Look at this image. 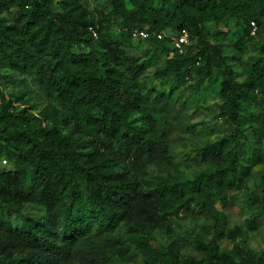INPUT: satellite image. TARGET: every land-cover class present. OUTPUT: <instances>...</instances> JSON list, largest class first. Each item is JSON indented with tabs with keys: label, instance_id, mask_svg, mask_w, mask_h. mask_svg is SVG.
<instances>
[{
	"label": "trees",
	"instance_id": "1",
	"mask_svg": "<svg viewBox=\"0 0 264 264\" xmlns=\"http://www.w3.org/2000/svg\"><path fill=\"white\" fill-rule=\"evenodd\" d=\"M149 1L129 0L128 7L126 0H112L109 13L95 21L79 0H59L58 6L54 0H0V15L17 9L13 22L0 16V65L35 77L64 110L60 117L47 110L35 115L0 91V162H5L0 166V264H109L134 250L147 264H162L167 257L171 264H199L193 257L179 260L173 245L163 253L152 234H171L181 211L207 209L215 197L238 189L247 161L257 156L239 128L237 112L251 90L223 68L226 59L209 40L205 12L258 22L264 0H163L165 22L152 16ZM111 17L120 19L117 41L106 33ZM146 23L153 29L139 27ZM165 28L170 37L159 39ZM142 29L149 34L146 41H165L175 52L176 72L189 73L203 60L222 75L221 115L232 129L199 149L209 167L192 179L153 186L142 179L139 163L163 157L169 135L167 99L141 93L143 68L123 49L130 46L132 32ZM183 31L188 44L179 54L172 38ZM95 40L102 57L93 48ZM260 55L264 59V45ZM261 109L256 121L264 128V105ZM47 120L78 134L42 127ZM25 205L43 213L25 214ZM12 214L20 226L12 225ZM227 235L233 241L239 231ZM221 236L203 246V264H264V253L255 258L220 251Z\"/></svg>",
	"mask_w": 264,
	"mask_h": 264
},
{
	"label": "rangeland",
	"instance_id": "2",
	"mask_svg": "<svg viewBox=\"0 0 264 264\" xmlns=\"http://www.w3.org/2000/svg\"><path fill=\"white\" fill-rule=\"evenodd\" d=\"M58 1L54 0L57 6ZM79 2L87 11L88 18L95 21L112 9V0ZM128 2L126 0L127 4ZM164 5L163 0H150L147 3L152 16L160 22L167 20L160 15ZM128 7L131 6L128 4ZM0 16L6 22H13L17 9L10 7ZM205 17L209 40L220 49L221 56L226 59L223 68L232 70L236 80L248 83L251 90L249 98L240 99L237 112L241 118L239 128L256 149L257 156L254 160L247 161L238 189L215 197L207 209L191 206L190 209L181 211L179 217L173 220L171 234L164 231L152 234L154 245L163 253H167L173 245L179 260L193 257L199 264L204 263L203 246L218 233H222L217 241L222 252L255 258L264 253V128L256 121L264 105V59L260 55V49L264 45V16L258 22L250 23L244 17H230L218 12L206 11ZM119 24L120 19L116 17H111L107 24L106 33L114 41L121 34ZM139 27L153 29L148 23ZM163 31V34L158 35L159 39L162 35L170 37L169 28ZM93 48L102 57L97 40ZM84 49L83 46L76 51L81 53ZM123 49L143 68L138 81L141 93L147 97L162 94L167 99L168 149L161 158L139 163L144 183L153 186L161 180L192 179L209 167L208 160L201 156L199 149L222 139L232 129L231 123L221 115L224 102L221 93L222 75L213 64L206 66L203 60L189 73L176 72L179 60L165 41L151 43L132 36L130 46ZM0 91L18 109L25 107L35 115L47 110L60 117L64 111L53 96L43 90L35 77L28 76L15 67L0 65ZM134 119L138 124L141 123L139 113L134 115ZM41 126H58L64 133L78 134L75 129L63 128L60 122L47 120ZM0 166H5V162L1 161ZM21 210L30 215L43 213L35 205H25ZM10 221L15 227L21 224V220L14 214ZM234 228L238 229L239 235L232 241L227 233ZM109 264L147 263L134 250L127 258ZM162 264H171L170 258H165Z\"/></svg>",
	"mask_w": 264,
	"mask_h": 264
},
{
	"label": "built area",
	"instance_id": "3",
	"mask_svg": "<svg viewBox=\"0 0 264 264\" xmlns=\"http://www.w3.org/2000/svg\"><path fill=\"white\" fill-rule=\"evenodd\" d=\"M92 35L95 37L96 32L91 29ZM133 37H140L143 39H147L149 34L146 31L142 30H134L132 32ZM188 44V34L183 31L182 34H180L178 37L173 39V48L175 51H177L179 54H182L184 52V46Z\"/></svg>",
	"mask_w": 264,
	"mask_h": 264
}]
</instances>
